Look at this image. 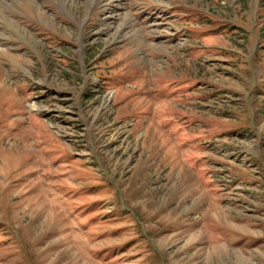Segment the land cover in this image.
Returning a JSON list of instances; mask_svg holds the SVG:
<instances>
[{
  "label": "rangeland",
  "instance_id": "rangeland-1",
  "mask_svg": "<svg viewBox=\"0 0 264 264\" xmlns=\"http://www.w3.org/2000/svg\"><path fill=\"white\" fill-rule=\"evenodd\" d=\"M0 264H264V0H0Z\"/></svg>",
  "mask_w": 264,
  "mask_h": 264
}]
</instances>
